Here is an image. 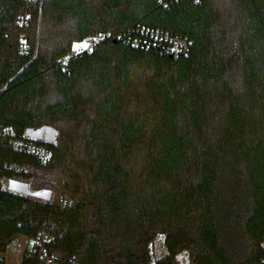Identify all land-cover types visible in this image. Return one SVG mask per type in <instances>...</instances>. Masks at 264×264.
<instances>
[{
  "label": "trees",
  "instance_id": "obj_1",
  "mask_svg": "<svg viewBox=\"0 0 264 264\" xmlns=\"http://www.w3.org/2000/svg\"><path fill=\"white\" fill-rule=\"evenodd\" d=\"M138 23L186 36L187 54L110 37L59 63L81 38ZM43 124L56 130L47 163L2 142ZM3 177L52 197L0 184V249L43 228L65 264H175L181 249L191 264H260L264 0H0Z\"/></svg>",
  "mask_w": 264,
  "mask_h": 264
},
{
  "label": "built area",
  "instance_id": "obj_2",
  "mask_svg": "<svg viewBox=\"0 0 264 264\" xmlns=\"http://www.w3.org/2000/svg\"><path fill=\"white\" fill-rule=\"evenodd\" d=\"M27 16L25 12L17 18L19 26L25 23ZM110 37L121 40L134 48L153 49L159 53L171 54L174 57L186 55L190 45V40L182 34H173L138 23L129 27L126 32L119 31L114 34L109 31L99 32L81 38L59 57V63L62 66L66 65L70 59L93 51L102 40ZM85 44L87 47H84ZM2 135L5 137L2 142H5L11 150L28 154L42 164L47 163L52 157L53 149L50 145L52 142L43 129L37 130L35 134H24L23 132L22 136H16L9 128ZM3 167L16 173L28 172L26 165L16 162L5 161ZM6 178L8 177L0 178V184L2 179ZM19 182L13 178L9 179V184L12 183V185ZM7 190L11 189L8 188ZM54 241L55 235L43 228L37 229L33 234L18 233L0 249V264H65L63 258L53 249ZM260 246L264 249V240ZM259 263L264 264V257L259 259Z\"/></svg>",
  "mask_w": 264,
  "mask_h": 264
},
{
  "label": "rangeland",
  "instance_id": "obj_3",
  "mask_svg": "<svg viewBox=\"0 0 264 264\" xmlns=\"http://www.w3.org/2000/svg\"><path fill=\"white\" fill-rule=\"evenodd\" d=\"M23 14H19L21 16ZM18 24V23H17ZM19 26V24H18ZM40 127L43 128L44 131L47 132L48 139L51 142H55L56 138V130L54 127L48 124H43ZM47 174L50 175L49 169H47ZM9 177L6 179H2L1 186L4 189H11L10 191L16 193V194H23L27 195L29 197H34L40 200L48 201L52 197V190L49 187H32L27 181L22 179L13 178L15 180L20 181L19 183L12 185V183L9 184ZM7 186H9L7 188ZM15 188V189H14ZM63 199H65V202H61L62 205L68 204L71 200L68 198V196H64ZM164 236L162 234H158L154 237L152 242L150 243V253H151V261H155L158 258L162 257L165 254L166 247L164 245ZM31 243V241H30ZM174 263L175 264H191V254L188 249H181L174 255Z\"/></svg>",
  "mask_w": 264,
  "mask_h": 264
},
{
  "label": "crops",
  "instance_id": "obj_4",
  "mask_svg": "<svg viewBox=\"0 0 264 264\" xmlns=\"http://www.w3.org/2000/svg\"><path fill=\"white\" fill-rule=\"evenodd\" d=\"M39 129H43L42 127H39V128H25L24 130V134H35L37 130ZM15 185V183L13 184Z\"/></svg>",
  "mask_w": 264,
  "mask_h": 264
},
{
  "label": "snow or ice",
  "instance_id": "obj_5",
  "mask_svg": "<svg viewBox=\"0 0 264 264\" xmlns=\"http://www.w3.org/2000/svg\"><path fill=\"white\" fill-rule=\"evenodd\" d=\"M84 47H87V45L85 44Z\"/></svg>",
  "mask_w": 264,
  "mask_h": 264
}]
</instances>
